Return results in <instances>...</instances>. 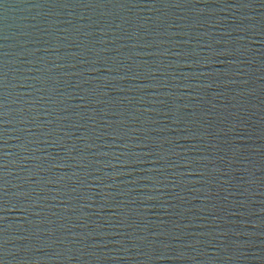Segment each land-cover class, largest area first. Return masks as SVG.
Listing matches in <instances>:
<instances>
[{
	"label": "water",
	"instance_id": "95a60500",
	"mask_svg": "<svg viewBox=\"0 0 264 264\" xmlns=\"http://www.w3.org/2000/svg\"><path fill=\"white\" fill-rule=\"evenodd\" d=\"M0 264H264V0H0Z\"/></svg>",
	"mask_w": 264,
	"mask_h": 264
}]
</instances>
